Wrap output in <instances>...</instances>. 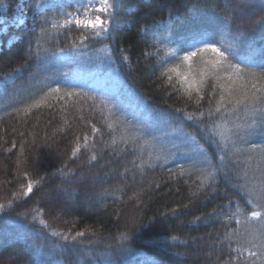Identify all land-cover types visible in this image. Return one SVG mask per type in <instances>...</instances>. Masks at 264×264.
<instances>
[{
    "label": "trees",
    "instance_id": "trees-1",
    "mask_svg": "<svg viewBox=\"0 0 264 264\" xmlns=\"http://www.w3.org/2000/svg\"><path fill=\"white\" fill-rule=\"evenodd\" d=\"M18 5L27 10V0H5V7H0V21L8 28L0 32V79L20 69L16 83L26 89L12 100V89L0 91V203L6 205L0 212V264H98L93 257L105 252L112 254L116 264H140L144 257L156 264H224L228 249L220 241L226 231L240 226L233 222L225 228L222 210L226 211L229 201L233 208L237 201L243 203L237 185L245 182L246 171L249 178L253 173L260 177L264 132L258 130L238 141L241 149L251 150L255 145V151L234 157L229 174H221L216 187L207 191L198 188L194 172L188 174L189 156L153 160L155 167L149 168L148 154L178 143L184 113L196 112L198 107L195 99L179 91V84L161 75L167 67L166 54L175 46L172 42L186 35L193 21L219 39L216 21L225 15L237 21L258 18L264 15V0H121L116 22L123 30L116 38L89 39L78 47H73L78 30L58 37L54 31L38 36L39 27L31 20L21 28L14 18ZM169 11L172 31L161 33L158 40H146L144 26L154 21L169 23ZM235 35L233 27L226 39ZM249 38L258 47L264 45V23ZM37 40L40 59H46V64L35 56ZM59 48L66 51H56ZM64 73L78 85L76 91L87 95L78 102L53 99L27 116L16 111L51 83L49 78L63 86ZM207 107L202 102L199 110L207 112ZM183 124L185 131H198L192 122ZM92 125L100 129L94 137ZM85 135L89 137L87 150L81 147L71 159L72 149L77 143L83 145ZM127 135L140 139L135 146L125 147L122 138ZM202 143L210 154L215 153L214 144ZM57 154L76 174L75 182L65 185L74 190L73 195L48 198L50 188L60 183L59 176L46 177L33 193L22 195L27 185L24 173L35 180L51 172L53 165L60 166ZM93 154L95 161L90 159ZM142 162L145 167H138ZM181 165L184 175L179 173ZM33 209H42L43 216L34 220ZM40 218L57 231L72 235L83 231L85 235L77 238L78 243H66L52 236ZM125 232L130 238L122 245L119 238ZM172 235L178 241L172 242Z\"/></svg>",
    "mask_w": 264,
    "mask_h": 264
},
{
    "label": "snow or ice",
    "instance_id": "snow-or-ice-1",
    "mask_svg": "<svg viewBox=\"0 0 264 264\" xmlns=\"http://www.w3.org/2000/svg\"><path fill=\"white\" fill-rule=\"evenodd\" d=\"M120 5L121 0H27V10L23 5H18L14 10V18L21 28L26 27L31 20L32 25L39 27L38 36H47L54 31L58 37L60 34L67 35L73 30H78V43L73 45L78 47L85 45L89 39H115L123 30L122 25L116 22L117 9ZM0 7H5V0H0ZM225 7L229 6L225 5ZM172 19L173 13L169 11V23L154 21L151 25H145L143 29L145 39L158 40L161 33H170L173 27ZM216 23L220 26L219 39L214 32L198 27L197 22L193 21L187 34L173 41L175 46L166 54L164 63L167 67L161 75L167 77L169 82L175 81L179 84V91L189 100L195 99L198 107L196 112L184 113L179 128L180 135L177 137L178 143H173L171 149L161 147L156 153L150 152L147 163V167L153 168L155 167L151 162L153 160L166 161L170 156L187 155L192 159L188 174L195 173L199 180L198 188L203 191L214 189L221 174L225 176L229 174V166L236 163L234 157L255 151V145L251 150L241 149L238 145L241 138L250 136L258 130L264 132V45L258 47L255 41L249 38V33L254 32L258 24L264 23V15L247 21H237L234 16L225 15ZM233 27L236 35L226 39ZM7 31L5 22L0 21V32ZM31 50L32 45L29 44V51ZM47 51L44 49L45 53ZM56 51L64 53L66 50L59 48ZM52 54L54 55L55 52ZM35 56L38 59L42 57L39 40L36 41ZM40 62L46 64L47 60L40 59ZM19 71L20 69H16L13 73H6L3 79H0V91L7 93L9 89L13 90L10 100L26 91L23 85L16 83L19 79L17 75ZM67 76L68 74L64 73L63 86L58 80L49 78L52 82L46 83L38 95L31 96L30 102L17 108L16 111L23 112L27 116L34 109L48 106L53 99L66 103L75 98L78 102L87 94L76 91L78 85L70 82ZM54 84L56 86H53ZM89 98L95 101V97ZM202 102L207 103V112L199 110ZM101 103L106 102L101 101ZM183 121L194 123L198 131H185ZM108 128L115 130L112 124H109ZM91 132L94 137L100 129L92 125ZM139 139L127 135L122 138V143L125 147L129 143L135 146ZM83 141V145L77 143L72 149L71 159L76 158L81 147L87 150L89 137L85 135ZM202 141L214 144L215 153L210 154ZM260 151L264 154V147H261ZM90 159L95 161L97 157L93 154ZM248 159L251 160L252 157L249 156ZM57 163L59 167L53 165L51 172L35 180L25 172L24 179L27 180V185L23 188L22 195L28 196L33 193L34 187L42 186L46 177L59 176L60 183L51 187L46 195L50 199L65 194L72 196L74 190L65 185L74 183L76 174L69 169L66 162H62L60 154H57ZM133 164L135 165V161ZM138 167L143 168L145 164L142 162ZM127 171L128 169H125V172ZM257 171L261 173L259 178L255 173L249 178L246 171L245 182L237 185L243 194V203L237 201L233 208L232 202L229 201L226 211L222 210L225 228H230L233 222L240 226L226 231L223 240L220 241L228 249L229 259L224 264H264V169ZM179 173L185 174L183 165L180 166ZM7 206L11 207V202ZM5 207V204L0 203V212ZM32 212L34 220L43 216L42 209H33ZM39 223L45 229H49L52 236L60 237L66 243H78L77 238L85 235L83 231H77L72 235L52 229L43 218L39 219ZM129 238V234L125 232L119 239L123 245V242ZM178 239L175 235L170 237L172 242ZM148 243L159 244L166 248L175 246L174 243L167 242L148 241ZM234 243L235 247H233ZM245 253L248 259H245ZM93 259L97 260L98 264H116L112 254L108 252L102 257H93ZM140 264H156V261L151 257H144Z\"/></svg>",
    "mask_w": 264,
    "mask_h": 264
},
{
    "label": "rangeland",
    "instance_id": "rangeland-1",
    "mask_svg": "<svg viewBox=\"0 0 264 264\" xmlns=\"http://www.w3.org/2000/svg\"><path fill=\"white\" fill-rule=\"evenodd\" d=\"M16 22V21H15ZM18 25V24H17ZM158 116V115H157Z\"/></svg>",
    "mask_w": 264,
    "mask_h": 264
}]
</instances>
